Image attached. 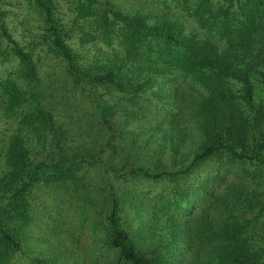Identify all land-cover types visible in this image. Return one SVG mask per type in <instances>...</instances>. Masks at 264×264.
Returning a JSON list of instances; mask_svg holds the SVG:
<instances>
[{
  "label": "trees",
  "instance_id": "1",
  "mask_svg": "<svg viewBox=\"0 0 264 264\" xmlns=\"http://www.w3.org/2000/svg\"><path fill=\"white\" fill-rule=\"evenodd\" d=\"M69 1L68 24L42 0L35 3L68 89L81 84L90 91L87 119L102 126L106 113L116 110L103 92L134 105L122 113L126 118L154 106L145 90L159 81L169 87L165 103L176 107L169 118L185 120L168 139L171 155L186 136L200 144L174 169L114 166L104 148L69 154L72 129L59 125L48 107L52 86L2 28L11 44L0 47V62L14 59L15 65L0 78V106L15 127L0 167V264L44 263L24 243L34 196L46 183L74 181L79 168L92 166L97 181L85 187L83 207L88 216L96 211L93 228L113 254L107 264H173L175 245L189 253L188 264H264V0H147L162 9L158 13L123 10L113 0ZM70 28L79 48L93 40L110 46V66L83 64L67 39ZM138 181L161 185L144 193L154 194L152 208L170 222L168 248L150 257L135 243L143 224L132 236L124 207L129 188L123 184ZM172 216L186 217L176 222Z\"/></svg>",
  "mask_w": 264,
  "mask_h": 264
},
{
  "label": "rangeland",
  "instance_id": "2",
  "mask_svg": "<svg viewBox=\"0 0 264 264\" xmlns=\"http://www.w3.org/2000/svg\"><path fill=\"white\" fill-rule=\"evenodd\" d=\"M42 1L49 6L55 18L69 23L73 14L69 0ZM113 1L123 10L139 8L143 11L149 9L155 13L162 10L158 6H150L147 0ZM2 28L31 54L38 65L37 75L43 83L52 86L48 107L59 125L72 129L73 138L69 140V154L79 157L83 153L104 148L106 153H112L114 166L174 169L183 166L190 159L192 151L198 149L200 144L198 137L186 136L176 154L171 155L168 139L174 136L178 129H182L185 120L182 115L176 120L169 118L167 113L176 107L173 103H165L164 94L167 91H163L169 87L159 81L145 90L150 101L155 103L154 106L143 108L137 114L126 118L122 113L128 115L134 105L126 103L120 94L109 95L103 92L102 96L107 99L110 96L108 100L115 102L113 108L116 110L113 114L106 113L107 119L102 122L103 127L87 119L91 117L90 110L93 105L90 91L83 90L81 84L69 90L71 85L65 81V72L61 64L48 49L46 23L43 12L37 7L35 0H0V47H5L11 42L8 36L3 34ZM68 30L70 35L67 39L78 52L79 60L83 64L98 70L110 66V60H113L110 46L93 40L79 48L75 42V30L73 28ZM14 65V59L0 62V78L8 75ZM14 127L15 118L7 115L0 106V167L3 148ZM170 132L173 134L170 135ZM50 155L53 157L55 155L52 150ZM76 175L74 181L70 179L50 181L46 183L43 191L37 192L34 196L31 220L24 229V243L31 250L32 256L37 255L43 259L44 263L41 264H107L113 256L102 246L101 239H98V229L93 228L96 211L88 216L87 210L83 207L85 190L89 188L88 185H93L97 181L96 168L81 167ZM123 186L129 188L124 207L132 236L139 230V223L143 224L141 236L138 234L137 239L135 237V243L149 257L154 255V252L160 253L161 250H165L166 246L168 248L166 231L170 223L169 218L166 213L154 211L152 208L156 199L154 194L144 193L154 192L161 185L138 181L132 184L124 183ZM199 209L197 208L193 214L199 213ZM185 217L172 216L170 219L181 222ZM165 218L168 221L165 222ZM144 229L146 231L143 232ZM176 246L170 248L172 263L188 264L191 256L188 252L180 254Z\"/></svg>",
  "mask_w": 264,
  "mask_h": 264
}]
</instances>
